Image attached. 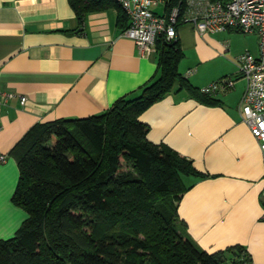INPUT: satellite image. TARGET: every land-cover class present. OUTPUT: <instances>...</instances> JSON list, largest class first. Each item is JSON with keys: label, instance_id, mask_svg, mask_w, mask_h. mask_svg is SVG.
Listing matches in <instances>:
<instances>
[{"label": "crops", "instance_id": "obj_1", "mask_svg": "<svg viewBox=\"0 0 264 264\" xmlns=\"http://www.w3.org/2000/svg\"><path fill=\"white\" fill-rule=\"evenodd\" d=\"M126 24L115 0L82 22L69 0H0V89L13 94L0 108V240L27 217L12 202L19 171L11 154L26 132L37 123L100 114L157 76V54L140 56L134 41L121 36ZM254 36L241 41L233 30L199 34L181 24L178 72L199 91L222 77H232L233 87L206 102L175 85L139 119L151 142L207 174L187 180L192 185L177 205L191 240L209 253L241 245L253 264H264V162L238 111L245 89L238 58L257 57Z\"/></svg>", "mask_w": 264, "mask_h": 264}, {"label": "trees", "instance_id": "obj_2", "mask_svg": "<svg viewBox=\"0 0 264 264\" xmlns=\"http://www.w3.org/2000/svg\"><path fill=\"white\" fill-rule=\"evenodd\" d=\"M111 1L69 3L82 22ZM183 3L167 0L165 7ZM156 54L158 74L137 95L118 98L100 114L37 123L13 147L19 178L12 202L27 217L0 240V264H253L241 245L199 248L178 217V202L192 185L187 180L207 174L151 142L139 116L175 85L201 101L209 94L178 72L177 38L158 37Z\"/></svg>", "mask_w": 264, "mask_h": 264}, {"label": "built area", "instance_id": "obj_3", "mask_svg": "<svg viewBox=\"0 0 264 264\" xmlns=\"http://www.w3.org/2000/svg\"><path fill=\"white\" fill-rule=\"evenodd\" d=\"M128 18L121 36L134 41L140 56L156 53V40H175L181 24L190 23L199 34L233 30L256 34L258 55L239 56L237 74L245 80V89L238 107L241 120L257 140L264 162V0H184L165 7L167 0H116ZM161 6L157 13L154 8ZM232 77H222L202 87L203 94L227 91L233 87ZM13 96L0 89V108ZM25 96L20 97L24 104ZM1 160L5 157L1 156ZM261 219L264 220V212Z\"/></svg>", "mask_w": 264, "mask_h": 264}, {"label": "rangeland", "instance_id": "obj_4", "mask_svg": "<svg viewBox=\"0 0 264 264\" xmlns=\"http://www.w3.org/2000/svg\"><path fill=\"white\" fill-rule=\"evenodd\" d=\"M160 8H157V10L159 11ZM237 33L239 34L241 41H244V40L253 41L255 38L254 33L253 34H247V33H242V32H237Z\"/></svg>", "mask_w": 264, "mask_h": 264}]
</instances>
